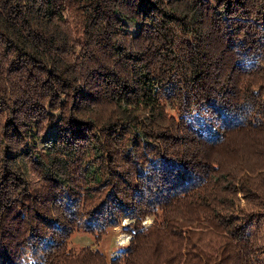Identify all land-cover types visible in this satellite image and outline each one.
Returning a JSON list of instances; mask_svg holds the SVG:
<instances>
[{
  "label": "trees",
  "instance_id": "1",
  "mask_svg": "<svg viewBox=\"0 0 264 264\" xmlns=\"http://www.w3.org/2000/svg\"><path fill=\"white\" fill-rule=\"evenodd\" d=\"M260 218L264 0H0V264H264Z\"/></svg>",
  "mask_w": 264,
  "mask_h": 264
},
{
  "label": "rangeland",
  "instance_id": "2",
  "mask_svg": "<svg viewBox=\"0 0 264 264\" xmlns=\"http://www.w3.org/2000/svg\"><path fill=\"white\" fill-rule=\"evenodd\" d=\"M126 24V30L131 34H134L135 30L137 29L138 23L135 21H123ZM31 135L28 136L26 142L29 145H36L37 148L43 150L45 147L49 146V141L53 138L55 134V129L53 126V122H50L44 126V130L40 133H36V129L34 128L33 124L30 125ZM20 148H24L23 145ZM11 152V151H9ZM30 182L32 185H35L39 182V180L32 175L30 178ZM151 218L147 216L142 221L145 223H149ZM127 221V218H123L119 224L112 225L110 228H107L104 234L94 237L89 232L85 230H74L72 234L68 238V245L72 247H79L84 244L90 245L93 248H99L106 258L112 257L115 255L119 249L124 245L129 238V233L122 231L121 225ZM251 227L253 228V233H255L256 237L259 241L264 242V218H260V220L255 221ZM63 227L57 224H51V226L47 229V240H56L63 235ZM34 257L29 255L28 260L22 261V264H27L29 261H34Z\"/></svg>",
  "mask_w": 264,
  "mask_h": 264
}]
</instances>
